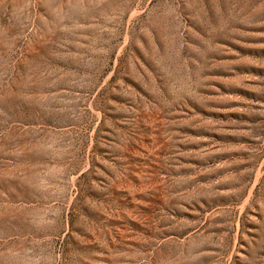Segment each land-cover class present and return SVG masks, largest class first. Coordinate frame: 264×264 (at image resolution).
Returning a JSON list of instances; mask_svg holds the SVG:
<instances>
[{
  "label": "rangeland",
  "instance_id": "1",
  "mask_svg": "<svg viewBox=\"0 0 264 264\" xmlns=\"http://www.w3.org/2000/svg\"><path fill=\"white\" fill-rule=\"evenodd\" d=\"M0 264H264V0H0Z\"/></svg>",
  "mask_w": 264,
  "mask_h": 264
}]
</instances>
